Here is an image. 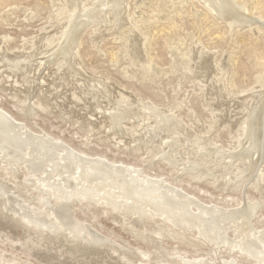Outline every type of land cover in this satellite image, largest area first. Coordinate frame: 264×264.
Wrapping results in <instances>:
<instances>
[{
  "label": "rangeland",
  "instance_id": "obj_1",
  "mask_svg": "<svg viewBox=\"0 0 264 264\" xmlns=\"http://www.w3.org/2000/svg\"><path fill=\"white\" fill-rule=\"evenodd\" d=\"M101 1L0 0V110L33 135L49 137L82 157L132 168L134 177L146 181L164 179L165 189L174 187L195 200L192 213L197 204L237 211L249 200L255 202L253 218L249 227L227 223L224 243L215 244L197 229L179 230L156 213L115 210L124 199H97L98 190L93 202L78 199L72 171L58 181L42 168L38 173L29 168L25 157L17 164L0 151V264H264L259 239L264 156L252 178L249 158L234 155L244 144L246 114L264 96V0H242L249 25L232 23L202 0H121L118 6ZM78 22L83 31L68 58L55 56ZM192 162L201 165L196 173ZM55 180L62 185L57 192L70 197L67 209L75 218L68 225L58 218L66 226L62 231H55L49 219L51 225L45 223L54 203L46 199L41 206L37 189L40 184L57 190ZM8 197H14L12 203L16 199L12 206ZM32 207L38 218L25 211ZM69 228L80 230L77 241L70 240ZM247 234L259 241L251 252L241 251L236 242Z\"/></svg>",
  "mask_w": 264,
  "mask_h": 264
},
{
  "label": "bare ground",
  "instance_id": "obj_2",
  "mask_svg": "<svg viewBox=\"0 0 264 264\" xmlns=\"http://www.w3.org/2000/svg\"><path fill=\"white\" fill-rule=\"evenodd\" d=\"M101 1V0H100ZM121 0H109V3L114 4V6H118ZM102 2V1H101ZM100 4H103L101 3ZM108 2V0H107ZM203 3H206L207 5H209L219 16H223L225 15V17H227L230 21H232V23L234 24H238V25H244L247 24L249 25L250 23V17L248 15H246L244 13V4L242 2V0H202ZM97 5L96 7L100 6ZM102 6V5H101ZM121 6H119L120 8ZM123 7V6H122ZM95 9V8H94ZM122 8H120L121 11ZM91 11V10H90ZM89 12V11H87ZM101 11H97L96 10V14H100ZM116 12V11H115ZM86 13V12H85ZM85 16V15H84ZM82 17V16H81ZM87 17V16H86ZM95 17V16H92ZM97 18V16H96ZM84 19V18H83ZM75 20V19H74ZM78 20V19H77ZM94 20V19H93ZM92 20V21H93ZM80 21V20H79ZM88 21V20H87ZM82 22V21H81ZM256 21H254L255 23ZM83 23V22H82ZM82 23L78 22L76 23V25H72L71 29L69 30L68 33H66L65 37L63 39L64 42L63 44L60 45L59 49L57 50V53L55 54V56H65L64 58H68L69 56V52L72 48L75 47V43H77L81 31H83V25ZM91 23V22H90ZM262 23V22H261ZM252 24V23H250ZM258 24V23H257ZM98 25V24H97ZM59 46V45H58ZM74 46V47H73ZM74 52V51H73ZM50 57V55H49ZM71 57V54H70ZM74 57V56H73ZM53 58V57H51ZM50 58V59H51ZM70 59V58H69ZM67 59V60H69ZM58 60V58H57ZM71 60V59H70ZM73 60V59H72ZM50 61V60H49ZM54 62V61H53ZM15 64V63H14ZM18 65V64H17ZM73 66V65H72ZM74 67V66H73ZM18 72V71H17ZM259 97V95H258ZM260 99V98H258ZM260 101L259 107H255L253 109H251L246 115V121L244 122V127L241 131V134L243 136L244 139V144L238 148V150L240 149L239 153H237L238 155H235V158H240L242 160H244V158H249V162L248 165L246 167L247 171L250 173L249 177L252 176V178L256 177V172L258 167H260V163H262L263 160V156H264V96L258 100ZM255 103V101H254ZM257 104V102H256ZM255 104V105H256ZM255 105H253L252 107H254ZM251 107V108H252ZM132 109V108H131ZM136 109V108H135ZM154 109V108H153ZM129 110V109H128ZM152 110V109H151ZM134 111V110H133ZM155 111V109H154ZM119 112V111H118ZM159 112V111H158ZM121 113V112H120ZM129 113V112H128ZM155 113V112H154ZM157 114V113H156ZM154 115V114H153ZM133 116V115H132ZM124 117V116H123ZM155 117V116H154ZM125 118V117H124ZM159 118V117H158ZM167 118V117H166ZM118 119V118H117ZM171 119V118H170ZM115 120V121H114ZM113 122L115 123V126H118V121L116 119H114ZM119 120V119H118ZM172 120V119H171ZM121 121V120H119ZM155 121V120H154ZM167 121V120H166ZM170 122V121H169ZM156 123V122H155ZM22 124V123H21ZM16 123L15 121H13L10 116H7V114H5V112H2V110H0V151L3 154L4 158H8L9 160L12 161H16L18 159H21L22 157H25L23 159H25V163L26 165L31 168L32 170H37L38 169H43L47 174L49 175H55V177L60 178V176L65 172H73L72 175L74 174V178H73V182H75L78 187H79V192L78 194L75 195V197L78 199H84L85 202L87 200H93L96 197L94 193V190H98L97 193L99 192L100 195H98L97 199H106L107 201H116L118 199H124L121 200V204L120 206L117 207L118 211L121 212H127L131 211V212H135L138 216L141 215H145L148 213H156L158 214L160 217L159 219H162L161 221H167V223L169 222L171 224V226L173 227H177L180 229H185L188 226H191L192 228L197 229L196 231H198V234L200 236L203 235H207L209 236L214 243L215 242H223L225 236H227L224 230L227 231L228 226H226L227 223H231V221L234 222L235 224L240 225V227H244V225H249L251 218H253V213H254V203L251 204V202H249V200H247L246 204L242 203V206H240L239 209H237V211H229V210H225L224 208L221 207V209H219L218 207L215 206H203V205H199L197 204V211L196 213H192L190 211V207L192 204H194L195 200L193 201V199H190L186 196H184L183 194L179 193L178 190L174 189V185H172L173 188L169 187L168 189L165 187H163V182L160 181V179L162 180V178H158L159 180L155 181H146L145 179L143 180L142 177L141 179H139L137 176H133L134 174L132 173V171L129 168L127 169V167L123 168L119 167V166H111V165H107L102 161H93L92 158L91 160L86 157H82L80 156L78 153H75L72 150H69L68 148H64L61 147L60 145L54 143L53 141H51L49 139V137H45V136H39V135H33L31 132H29L27 129L25 130L23 128V126ZM121 124V122H120ZM157 124V123H156ZM178 124V123H177ZM165 125V124H164ZM163 125V126H164ZM166 126V125H165ZM164 126V127H165ZM168 127V126H167ZM116 128V127H115ZM120 128V125H119ZM117 127L116 130L119 129ZM156 128V127H155ZM165 129V128H164ZM115 131V129H113ZM120 131V130H119ZM155 131V130H154ZM148 132V131H147ZM149 135L150 131H149ZM148 135V136H149ZM38 136V137H37ZM154 137V135H153ZM152 138V136H151ZM149 139V137H148ZM152 140V139H149ZM146 141H148L146 139ZM149 142V141H148ZM242 143V142H241ZM147 144V143H146ZM150 144V142H149ZM58 149L62 150V153L60 152L61 150L58 151ZM216 150V149H215ZM222 150V149H221ZM237 150V151H238ZM201 151V150H200ZM199 151V152H200ZM220 151V150H219ZM225 151V150H223ZM236 151V152H237ZM213 152V151H212ZM221 152V151H220ZM196 153V152H195ZM226 153V152H224ZM217 154V153H216ZM220 154V153H219ZM230 155V153H228ZM199 155V154H198ZM222 155V154H221ZM220 155V156H221ZM225 155V154H223ZM233 155V154H232ZM256 156L255 157V161H251V157L252 156ZM211 156V155H209ZM218 156V155H217ZM228 155H226L227 157ZM239 156V157H238ZM234 157V156H233ZM94 159V158H93ZM100 159V158H99ZM97 159V160H99ZM169 159V157H168ZM172 159V158H171ZM170 159V160H171ZM215 159V158H214ZM1 160V158H0ZM96 160V159H94ZM169 160V161H170ZM175 160V159H174ZM233 160V159H232ZM238 160V159H237ZM241 160V161H242ZM4 161V160H3ZM22 161V160H21ZM167 161V162H169ZM224 161V159H223ZM226 161V160H225ZM224 161V162H225ZM234 161V160H233ZM236 161V160H235ZM240 161V162H241ZM10 162V161H9ZM172 162V160H171ZM170 162V164H171ZM228 162V161H227ZM8 163V161H7ZM12 163V162H11ZM19 162H17L18 164ZM178 163V162H177ZM182 163V162H181ZM193 164H191L189 167L192 171H195L194 173H196V170L198 169L197 167L198 164H196L197 162H192ZM243 163V161L241 162ZM14 164V163H13ZM23 164V163H21ZM110 164V163H109ZM112 164V163H111ZM174 164V163H173ZM172 164V165H173ZM190 164V162H189ZM227 164V163H226ZM9 164H6V166ZM20 165V164H19ZM115 165V164H114ZM218 165V164H217ZM230 165V164H229ZM241 165V164H240ZM246 165V164H245ZM244 165V166H245ZM25 166V164H24ZM15 167V166H14ZM184 167V166H182ZM241 167V166H239ZM9 168V167H8ZM176 168V167H175ZM202 168V167H201ZM227 168V167H225ZM230 168V167H229ZM16 169V168H14ZM27 169V168H26ZM139 169V168H138ZM188 168V170H190ZM233 169V168H232ZM231 169V170H232ZM245 169V170H246ZM187 170V167H186ZM206 170V169H205ZM221 170V169H220ZM235 170V169H234ZM238 170V169H237ZM244 170V171H245ZM28 171V170H27ZM39 171V170H38ZM191 171V172H192ZM199 171V170H198ZM197 171V172H198ZM223 171V170H222ZM227 171V169H226ZM243 171V170H242ZM43 172V171H40ZM135 172V171H134ZM138 172V171H137ZM136 172V173H137ZM142 171H140L141 173ZM190 172V173H191ZM204 172V171H203ZM33 173V172H31ZM38 173V172H37ZM193 173V172H192ZM191 173V174H192ZM212 173V171H211ZM242 173V172H241ZM247 173V172H246ZM260 173V172H259ZM45 174V175H47ZM139 174V173H138ZM186 174V173H185ZM37 175V174H36ZM41 175H43L41 173ZM44 175V176H45ZM71 175V174H69ZM141 175V174H140ZM209 175V174H208ZM240 175V174H239ZM49 176V177H51ZM142 176V175H141ZM145 176V175H144ZM210 176V175H209ZM225 176V175H224ZM243 175H241L242 177ZM259 176V175H258ZM42 177V176H41ZM48 177V176H47ZM65 177V176H64ZM67 177H68V173H67ZM212 177V176H211ZM231 176H229L230 179ZM233 177V176H232ZM240 177V179H241ZM38 178V177H37ZM55 178V179H56ZM69 178V177H68ZM146 178V177H145ZM40 179V178H39ZM62 179V178H61ZM151 179V178H150ZM235 179H238L237 177ZM258 179V177L256 178ZM255 179V180H256ZM35 180V179H34ZM57 180H55L54 183L55 187L57 188V190L52 189V190H48L46 185H40L37 187L38 190L41 191V193L43 194V198L40 199V205L43 206L44 201L47 200H51L53 201V209L51 210L52 213H50V215L48 214L47 216H45L46 218L45 223H46V219H49L48 222H50L55 231H62L61 229H65L66 226L70 223V219L73 217L71 216L70 218V213H69V207L67 209V205L69 203V196L66 194H62L59 193L57 191H60L62 189V185L57 182ZM70 180V179H69ZM69 180L67 182H69ZM72 180V179H71ZM231 180V179H230ZM234 180V179H233ZM239 180V179H238ZM259 180V179H258ZM31 181V180H30ZM41 181V180H40ZM43 181V180H42ZM59 181V180H58ZM65 181V182H66ZM150 181V182H149ZM248 181V180H247ZM250 181V178H249ZM254 181V179H253ZM48 182V180H47ZM50 182V181H49ZM229 182V180H228ZM232 182V181H230ZM31 183V182H30ZM33 183V182H32ZM39 183V182H38ZM64 183V182H63ZM71 183V182H70ZM256 183V182H255ZM52 184V183H51ZM224 184V182H223ZM236 184V183H235ZM234 184V185H235ZM257 184V183H256ZM260 184V183H259ZM50 185V184H49ZM165 185V184H164ZM167 185V184H166ZM229 185V184H228ZM233 185V183L231 184V186ZM54 186V185H53ZM74 186V184H73ZM76 186V185H75ZM224 186V185H223ZM69 187V186H68ZM72 187V186H71ZM168 187V186H167ZM257 187V186H256ZM253 187V188H256ZM177 188V187H175ZM260 188V187H259ZM4 189V188H3ZM59 189V190H58ZM2 191V188H1ZM0 191V192H1ZM5 191V189H4ZM71 191V190H70ZM69 191V192H70ZM76 191V190H75ZM181 191V189H180ZM261 191V190H260ZM6 192V191H5ZM65 192V191H64ZM73 192V191H71ZM3 191H2V195H3ZM183 193V192H182ZM1 194V193H0ZM7 194V192H6ZM72 194V193H71ZM70 194V195H71ZM74 194V193H73ZM186 194V193H184ZM5 195V194H4ZM7 196V195H6ZM73 196V195H72ZM190 196V195H188ZM2 197V196H1ZM10 197V195H9ZM8 197V198H9ZM12 197V196H11ZM10 197V198H11ZM15 197V196H14ZM13 197V198H14ZM192 197V196H190ZM9 198V200H10ZM12 198V199H13ZM74 198V197H73ZM72 198V199H73ZM4 199V196H3ZM11 199V200H12ZM77 199V200H78ZM10 200L11 204H9V206H12V204H14V200L13 203ZM22 200V199H21ZM74 201H76V199H73ZM83 200V201H84ZM103 200L101 202H103ZM104 201L107 202V201ZM55 201V202H54ZM82 201V200H81ZM88 201V202H90ZM255 201V200H254ZM8 202V200H7ZM49 202V201H48ZM78 202V201H77ZM93 202V201H91ZM108 202V203H109ZM198 202V201H196ZM56 203V204H55ZM16 204V203H15ZM23 204V203H22ZM38 204V203H37ZM71 204V203H70ZM18 205V204H17ZM49 205L50 202H49ZM106 205V204H105ZM111 205V204H110ZM116 205V204H115ZM259 205V204H256ZM22 206V205H21ZM20 206V207H21ZM37 206V205H36ZM70 206V205H69ZM18 207V208H20ZM45 207V205H44ZM49 207V206H48ZM52 207V206H50ZM107 207V206H106ZM109 207V206H108ZM112 207V206H111ZM14 208V207H13ZM10 208V209H13ZM24 208V207H23ZM33 208V207H32ZM35 208V207H34ZM31 209V211L29 209H25V211L27 212H31V214H33V211H36V209L34 210ZM40 208V206H39ZM115 208V207H113ZM194 208V206H193ZM259 208V207H257ZM22 209V208H21ZM47 209V208H46ZM29 210V211H28ZM38 210V208H37ZM45 210V209H44ZM195 210V209H194ZM233 210V209H231ZM235 210V209H234ZM16 211V209H15ZM17 212V211H16ZM46 212V211H45ZM71 212V210H70ZM116 212V211H115ZM114 212V213H115ZM130 212V213H131ZM15 213V212H14ZM19 213V212H18ZM38 213V212H37ZM72 213V212H71ZM119 213V212H118ZM30 214V213H29ZM36 214V213H35ZM33 214V215H35ZM40 214V213H39ZM18 215V214H17ZM20 215V214H19ZM32 215V216H33ZM41 215H43L41 213ZM125 215V214H123ZM27 216L30 218V216L27 213ZM37 216V214H36ZM35 216V217H36ZM126 216V215H125ZM128 216V214H127ZM150 216V215H148ZM147 216V217H148ZM156 216V215H155ZM22 217H24V215L22 214ZM40 217V216H39ZM43 217V216H42ZM41 217V218H42ZM137 217V216H136ZM34 218V217H33ZM38 218V216H37ZM62 219L64 221V227L62 226L63 224L61 222H59V219ZM140 218V217H139ZM27 219V217H26ZM40 219V218H39ZM75 218L73 217V220ZM133 219V218H132ZM143 218H141L140 223L142 221ZM157 219V218H156ZM36 220V219H35ZM42 220V219H41ZM40 220V221H41ZM136 220V219H135ZM28 221V220H27ZM37 221V220H36ZM43 221V220H42ZM61 221V220H60ZM145 221V220H144ZM32 222H35L32 220ZM44 222V221H43ZM47 222V223H48ZM56 222V223H55ZM38 223V222H37ZM44 223V225H45ZM46 223V224H47ZM47 224L51 225V224ZM58 223H61V225ZM136 223V222H135ZM166 223V222H165ZM166 223V224H167ZM33 224V223H31ZM40 224V222L38 223ZM75 223H73L72 225H74ZM139 224V222L137 223ZM35 225V224H33ZM42 225V224H41ZM27 226V225H26ZM39 226V225H38ZM77 226V225H75ZM81 226V225H80ZM79 226V228H81ZM34 227V226H33ZM46 227V226H45ZM68 227V226H67ZM74 227V226H73ZM172 227V229H173ZM190 227V229H191ZM231 227V226H230ZM249 227V226H248ZM40 228V227H39ZM52 228V229H53ZM61 228V229H60ZM189 228V227H188ZM187 228V229H188ZM227 228V229H225ZM233 228H237V227H233ZM238 228V229H239ZM34 229V228H33ZM38 229V228H37ZM50 229V228H48ZM47 229V230H48ZM60 229V230H59ZM242 229V228H241ZM246 229V228H244ZM248 229V228H247ZM253 229L252 225L250 230ZM42 230V229H40ZM66 230V229H65ZM68 230V229H67ZM71 235V241L75 242V240L77 241L78 237L80 236V230L78 231L77 229H73V228H69ZM84 230V229H83ZM86 230L88 231V228H86ZM193 230V229H192ZM191 230V231H192ZM237 230V229H236ZM235 230V231H236ZM240 230V229H239ZM249 230V229H248ZM254 230V229H253ZM252 230V231H253ZM263 230V229H262ZM52 231V230H51ZM85 231V230H84ZM175 231V230H174ZM194 231V230H193ZM192 231V233H194ZM224 231V233H223ZM234 231V230H233ZM244 231V230H243ZM247 231V230H246ZM245 231V232H246ZM251 231V233H252ZM48 232V231H47ZM50 232V231H49ZM54 232V231H53ZM65 232V231H63ZM93 232V231H92ZM228 232L231 233V231L228 230ZM237 232V231H236ZM249 232V231H247ZM246 232V233H247ZM260 232V231H259ZM258 232V233H259ZM264 232V231H263ZM57 233V232H56ZM60 233V232H59ZM69 233V234H70ZM85 233V232H84ZM187 233V232H186ZM227 233V232H226ZM233 233V232H232ZM244 233V232H243ZM51 234V233H50ZM58 234V233H57ZM93 233H91L92 236ZM185 234V233H184ZM196 234V233H195ZM229 235V233H227ZM238 234V232H237ZM240 234H241V230H240ZM96 235V234H95ZM225 235V236H223ZM233 235V234H231ZM235 235V234H234ZM254 235H256L254 233ZM254 235H250L247 234L243 237H241V242L237 244L240 246L241 251L245 252L248 250L251 252V250L253 249V247L256 246V242L258 241V237L254 236ZM259 235V234H258ZM55 236V235H53ZM78 236V237H77ZM100 236L99 234H97V237ZM198 236V237H200ZM237 236V235H235ZM58 237V236H57ZM67 238V236H65ZM70 237V236H69ZM83 237V236H81ZM80 237V239H81ZM95 236H93V238H89L91 241H94ZM208 237V238H209ZM230 237V236H229ZM205 238V237H204ZM236 238V237H235ZM238 238V237H237ZM79 239V240H80ZM103 239V237H102ZM101 238H97L96 242L99 240H102ZM199 239H203V238H199ZM229 239V238H227ZM225 239V240H227ZM260 242H261V251L260 253L263 255L262 257H264V234H260L259 236ZM234 240V238H233ZM69 241V240H68ZM105 241V240H104ZM229 241V240H227ZM232 241V240H231ZM84 242V241H83ZM259 242V241H258ZM79 243V241H78ZM102 243V242H101ZM204 243H206L204 241ZM208 243V242H207ZM212 243V242H211ZM224 243V242H223ZM222 243V244H223ZM229 243V242H228ZM217 244V243H215ZM234 244V243H233ZM259 244V243H258ZM257 244V245H258ZM69 245V244H68ZM79 245V244H78ZM210 245V244H209ZM214 245V244H213ZM225 245V244H224ZM230 245V244H229ZM228 245V246H229ZM232 245V243H231ZM220 246V245H219ZM223 246V245H222ZM237 246V247H239ZM72 247V246H70ZM74 247V246H73ZM213 248V246H211ZM216 246H214L215 249ZM221 247V246H220ZM219 247V248H220ZM257 247V246H256ZM227 248V247H225ZM235 248V247H234ZM218 249V248H217ZM219 250V249H218ZM230 249H228L229 251ZM255 250V249H254ZM257 250V249H256ZM255 252V251H254ZM235 253V252H234ZM237 253L238 249H237ZM258 253V252H257ZM228 254V253H227ZM241 254V253H240ZM245 254V253H244ZM249 253H247L248 255ZM234 255V254H232ZM239 255V254H238ZM246 255V257H247ZM253 255V253H252ZM236 256V254H235ZM240 256V255H239ZM244 256V255H243ZM255 256L258 258V255ZM261 256V255H260ZM207 258V257H206ZM234 258V257H233ZM251 257H249L250 259ZM257 258L256 259V263H257ZM182 259V258H181ZM242 259V258H239ZM244 259V258H243ZM253 259V258H251ZM253 259V260H255ZM264 259V258H263ZM262 259V260H263ZM204 260V259H203ZM230 260H234V259H230ZM237 260V259H236ZM251 260V262L253 261ZM261 260V259H259ZM183 261H185L183 259ZM199 261V260H198ZM210 261V260H208ZM264 261V260H263ZM190 262V261H189ZM192 262V261H191ZM190 262V263H191ZM200 262V261H199ZM206 262V261H205ZM190 263H184V264H190ZM211 263V261H210ZM223 263V262H222ZM197 264V263H194ZM206 264V263H205ZM212 264V263H211ZM214 264V263H213ZM225 264V263H224ZM226 264H235L233 262L227 263ZM258 264H261L258 263Z\"/></svg>",
  "mask_w": 264,
  "mask_h": 264
}]
</instances>
